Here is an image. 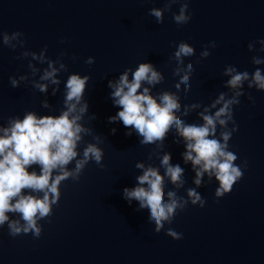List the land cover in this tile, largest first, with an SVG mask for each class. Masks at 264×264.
<instances>
[{
    "label": "water",
    "instance_id": "1",
    "mask_svg": "<svg viewBox=\"0 0 264 264\" xmlns=\"http://www.w3.org/2000/svg\"><path fill=\"white\" fill-rule=\"evenodd\" d=\"M165 3L166 0H0V32H22L26 41L25 47L16 51L0 43V126H7L9 117L22 119L25 112L59 115L68 76H89L84 94L89 111L83 123L101 137L103 143L98 146L104 152L103 169L90 162L79 182L69 179L62 183L53 214L39 221L40 238L31 233L13 238L7 225L0 228V264H264V93L255 88L249 90L245 84V95L233 109L238 131L229 141V150L237 155V165L246 161L247 167L230 194L217 202L218 184L205 176L203 185L197 188L206 201L205 207L189 203L159 234L148 221V210L136 211L138 202L129 206L123 199V189L135 187L136 177L141 174L136 163L159 167L160 161L155 156L148 159L155 145H140L135 133L126 136L129 129L122 122L108 123V118L121 110L109 98L108 82L117 80L128 68L135 71L141 62L151 63L165 77L151 94L175 92L179 77L173 76L176 64L169 58L180 42H186L195 55L185 58V65L191 63L194 72L187 96L183 90L179 93L182 111L184 105L208 106L219 93L228 92L223 87L228 78L222 75L226 66L251 73L255 70L252 56L264 57V53L247 50L250 42L264 39V0H189L192 19L182 26L172 18L173 12H179V3L172 6L171 12H164L163 24H157L148 14L152 8L163 9ZM212 41L216 48L209 49V57L200 60L204 46ZM45 45L46 55L52 60L66 53L62 62L68 69L57 77L61 84L56 96L51 95L55 86H49L51 109L42 107L45 95L31 84L21 83L14 89L9 83V77L30 75V58L15 57L25 50L39 54ZM89 57L95 60L92 65L85 63ZM32 62L41 70L47 67ZM260 67L264 69V65ZM248 95L254 98V104ZM93 114L95 120L90 119ZM184 119L186 123H201L197 112ZM112 128L117 129L115 135ZM174 138L170 132L164 151L171 154L173 165L185 169L186 183L178 195L186 199V190L196 187L195 173L190 164L183 162V142L174 144ZM84 141L78 148L81 154L86 143L95 142L92 136H86ZM72 167L74 163L69 165ZM33 170L38 173L39 166L29 169ZM169 190H174L173 186L165 182V199ZM168 228L182 233L183 238L172 240L165 234Z\"/></svg>",
    "mask_w": 264,
    "mask_h": 264
},
{
    "label": "clouds",
    "instance_id": "2",
    "mask_svg": "<svg viewBox=\"0 0 264 264\" xmlns=\"http://www.w3.org/2000/svg\"><path fill=\"white\" fill-rule=\"evenodd\" d=\"M177 3L181 6L178 14L172 13L174 22L178 26L188 24L192 19L189 0H166L163 9L152 8L148 14L155 18L157 24H163L164 12H171L172 6ZM23 37L24 34L19 31L11 34L0 32V43L16 51L17 48L25 47L26 41ZM60 42L65 43L64 40ZM257 44L259 49L256 48ZM216 46L215 41L205 45L200 53V60L207 59L210 55L209 49H215ZM247 50L249 53H264V39L250 42ZM47 51L45 45L39 54L25 50L15 57L30 58V75L9 77V83L14 89L21 83L31 84L32 88L45 95L41 102L42 107L51 109L47 99L49 86H55L51 89V95L56 96L61 84L57 77L68 69L62 62L66 53H61L56 60H52L46 55ZM194 55L192 46L180 42L169 58L176 64L173 76L179 77L174 85L175 92L162 91L155 96L151 94L152 89L165 79L151 63L141 62L135 71L128 68L117 80L108 82V88L111 89L109 98L114 107L121 109L116 115L108 118V123L122 122L123 126L129 129L125 133L126 136L131 137L135 133L139 137L140 145L156 146L148 159L152 160L155 156L160 161L159 167L143 162L136 163V169L141 172L136 177L137 184L133 188L123 189V199L129 206L135 201L139 204L136 211H149L148 221L154 225L156 234H159L166 224L170 225L178 213L184 212L189 203L201 209L205 207L206 201L197 191V188L203 185L205 176L209 182L214 179L218 184L215 190L217 202L230 194L234 185L243 178L247 162L237 165V155L229 150V141L238 131L233 109L245 95V84L249 90L255 88L264 93V69L260 67L264 65V57L253 55L251 63L255 70L251 73L239 71L232 65L225 67L222 75L228 79L223 87L228 89V92L219 93L208 106L199 103L184 105L181 111L179 93L183 90L187 96L194 72L191 63L185 65V58ZM72 59L75 61L76 57L73 56ZM32 61L41 65L47 64V67L41 70ZM85 63L92 65L95 60L89 57ZM37 76L38 80L35 79ZM89 80V76L82 77L79 74L68 76L64 87L63 108L59 115L38 116L35 112H25L22 119L9 117L7 126H0V228L7 225L9 235L13 238L30 233L34 238H40L42 226L39 221L53 214V206L58 205L61 197L62 183L69 179L79 182L90 162L94 161L101 169L104 168V152L98 146L103 140L83 123L89 111V104L84 100ZM248 99L255 103L251 95H248ZM192 112L198 113L200 124L185 122L184 118ZM90 119L95 120L96 116L93 114ZM116 131V128L111 129L113 135ZM170 132L175 134L174 144L183 142V162L190 164L195 173L193 184L196 187L186 190V199L178 195L186 183L185 169L179 164L173 165L171 154L164 151L165 140ZM86 136H92L95 142L86 143L81 154L78 148L85 143ZM73 163L74 167L70 169L69 165ZM34 165L39 166L38 173L29 171ZM165 182L170 183L174 189L167 191L166 199ZM10 214L18 218L13 219ZM165 234L175 241L183 238L182 233L172 228H168Z\"/></svg>",
    "mask_w": 264,
    "mask_h": 264
}]
</instances>
